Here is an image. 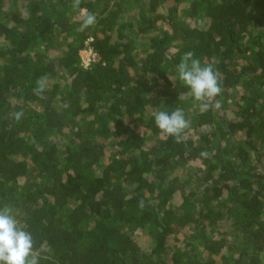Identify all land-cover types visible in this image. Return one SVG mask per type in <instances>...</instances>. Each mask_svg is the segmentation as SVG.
Here are the masks:
<instances>
[{"label": "trees", "instance_id": "16d2710c", "mask_svg": "<svg viewBox=\"0 0 264 264\" xmlns=\"http://www.w3.org/2000/svg\"><path fill=\"white\" fill-rule=\"evenodd\" d=\"M188 51L219 108L177 79ZM176 108L181 143L153 117ZM5 204L39 264H264V0H0Z\"/></svg>", "mask_w": 264, "mask_h": 264}, {"label": "clouds", "instance_id": "9594fccd", "mask_svg": "<svg viewBox=\"0 0 264 264\" xmlns=\"http://www.w3.org/2000/svg\"><path fill=\"white\" fill-rule=\"evenodd\" d=\"M76 2L78 4L79 0ZM93 23H95V16L88 14L82 28ZM176 72L177 79L188 89L186 95L191 97L194 103H198L200 108L206 110L209 107L221 106L218 100L215 104L209 103L222 92L219 73L212 65L202 66L200 60L194 58V53L188 51L181 56ZM46 80L47 77L37 80L35 94L42 95ZM16 115L19 118L21 114ZM153 117L161 135L174 138L176 143L183 141L184 130L189 127L183 109L176 108L171 112L155 111ZM40 259V253L34 248L32 234L18 219L14 208L7 204L0 206V264H39Z\"/></svg>", "mask_w": 264, "mask_h": 264}, {"label": "rangeland", "instance_id": "374dc122", "mask_svg": "<svg viewBox=\"0 0 264 264\" xmlns=\"http://www.w3.org/2000/svg\"><path fill=\"white\" fill-rule=\"evenodd\" d=\"M80 54H81L82 59H84V61H87L88 56H89L88 55V51L87 50H82L80 52ZM226 118L227 119H232L233 118V115L231 114V112L229 110L226 111ZM194 168H195L194 166H187V174H186L187 177H185V178H190L191 179V177H192V175L194 173V171H193ZM140 240H143L146 243L145 238L140 239Z\"/></svg>", "mask_w": 264, "mask_h": 264}, {"label": "built area", "instance_id": "2783aa9c", "mask_svg": "<svg viewBox=\"0 0 264 264\" xmlns=\"http://www.w3.org/2000/svg\"><path fill=\"white\" fill-rule=\"evenodd\" d=\"M87 51H88V55H89L88 56V59H87V61H84V59H83V63L85 65V67H87L89 65V63L91 61V58H93L92 50L91 49H88Z\"/></svg>", "mask_w": 264, "mask_h": 264}]
</instances>
